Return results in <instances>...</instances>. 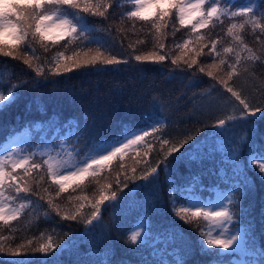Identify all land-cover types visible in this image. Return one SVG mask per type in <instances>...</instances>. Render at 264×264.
<instances>
[{"label": "trees", "instance_id": "1", "mask_svg": "<svg viewBox=\"0 0 264 264\" xmlns=\"http://www.w3.org/2000/svg\"><path fill=\"white\" fill-rule=\"evenodd\" d=\"M246 2L247 0H227V6H230L231 10L232 3L239 6ZM128 10H132L129 0H116L114 6L108 10V20L89 17V24L97 28H104L111 24L114 34H117L116 29H123V32L119 33L123 37L121 43L132 54L153 51L151 34L146 28L142 29L138 22L133 29L131 22L126 19L121 23L122 13ZM149 11L155 10L149 8ZM224 19L223 25L218 24L215 28L210 25L209 28L199 30V35L204 38L201 44L196 42L197 34L188 35L190 27H182L173 34L169 26L165 30L167 35L163 41L169 58L163 65L145 63L142 66L143 71L137 70L136 62L133 61L128 66L120 65L119 71L111 70L112 66H107L108 70H101L102 66L96 65L95 67H72L71 71H62L58 76L50 75L47 69L54 66L53 57L58 51H63L62 46L68 42L66 39H57L51 35L52 32L49 29L46 35L50 39L43 42L48 50L45 51L39 41L33 42L34 51L29 50V55L38 57L39 62L44 66L47 79L36 77L35 71L24 65L22 60L0 57V78L9 85L8 88L12 84L18 85L15 101L0 110V133L2 128L7 131L13 124H17L19 128H10V132L5 136L22 130L21 127L24 125H31V128L37 132L35 141L38 143L29 153H36L33 159L37 163H42V160L46 158L40 155L41 152H48L50 149L53 153L62 152V141L63 144L74 141L69 138V130L61 127L69 119H73L80 129L86 126V134L90 135V140H110L114 136L123 135L126 130L144 127L141 118L148 116L160 121L157 126L162 125V134L168 139H179L188 131L201 129L196 140L201 141L205 146L202 162H193L191 165L192 174L198 179L192 180L184 165H179V173L175 171L166 173L161 165L159 174L162 177L159 186L157 180L141 198L131 201L128 199L124 201V206L119 201L115 202L116 206L111 210L108 220L103 218L99 225L98 234L89 236L79 248L76 247L77 238L90 225L61 220L60 216L54 212L46 216L45 212L49 210L44 201L40 202L41 207H33L28 213L25 209L22 216L16 221H10L8 225H3L0 221V237L3 238L0 243H3L5 248L15 249L16 246L25 244L28 239H32L33 246H37L39 243L47 242V237L51 235L54 240L62 241L63 245L69 246V250L60 256L63 264H69L67 259L69 254L73 256V264L85 262L92 264L100 250L109 259L110 264H127L129 261L131 264H145V261L149 264H162L163 261L172 264L178 260H182L183 264H214L219 258L216 253L209 252L208 248L202 250L201 247V241L206 242V237H202L201 232H208L205 227L209 222L203 218L186 222L175 216L172 197L176 198L178 206L181 204L185 206L186 199L180 198L189 195L187 191H184L186 189H192L193 193L199 189L210 194L220 187L221 181L229 185L232 182L234 184L235 179L246 176L250 178L253 186L244 197L254 211L257 210L259 214L264 215V180L261 179L264 173H261L257 166L261 161L249 164L250 154L264 155V136L258 134L255 139H252L248 123L240 119H227L229 116L239 115L238 112L233 111L232 105L227 103L231 94L227 93L215 79L206 75L208 70H212L216 76L227 80V64L233 63L235 52H239L242 59L237 67L249 66L250 74L241 73L239 78L234 77L233 80L228 81V84L236 90H241L244 96H254L257 101L264 99L256 91L257 86L264 83V44L261 43L264 41V33H261L259 28L253 29L250 24L240 30L244 44L260 56V59L254 63L246 61L244 58L249 53L243 50L244 45L237 47L232 35L227 32L230 23H239L240 18L232 21ZM257 19L260 20L261 25H264V19L259 16ZM96 35L106 37V33L102 31L97 32ZM185 39L191 41L188 48L176 47L177 43L182 44ZM213 40L216 41L217 49L220 51L223 47L235 48V52L224 55L227 63L222 66L223 70L208 68V65L213 63L214 54H209ZM138 41H144V43H138ZM129 44L132 45L131 48L128 47ZM201 48V55L196 59L198 65L205 68V73L196 71V75L193 76L196 65L189 70L183 61H180V68L185 69L181 71L171 64L172 58L183 56L184 59H190L194 55L193 50ZM114 51H120L119 47ZM72 55L73 46L68 44L65 56ZM67 61L69 60H64L63 64ZM33 63L35 64L36 61ZM197 109L204 110L200 113ZM219 119L226 120L223 128L215 127ZM263 123L264 120L257 122L255 117V124L260 133H264ZM217 133L220 134L217 135ZM1 135L4 136L2 133ZM205 137L208 138L207 141L204 140ZM81 140L85 142L86 137L82 136ZM146 142L152 144L151 149L146 147ZM234 148H238L241 161L240 169L237 170H234L232 162ZM160 151L158 141L152 140L151 136L145 137L144 142L132 146L126 152L132 155L129 157V162L121 165L124 156L123 159L117 156L106 164V168L112 170L104 177L85 185L82 190L61 193L59 197H56V191L52 188L56 185L40 180L41 175L46 176L44 168L31 169V160L26 166L30 168L28 176L33 189L41 191L45 200L51 195L55 202L66 210H71L75 204L83 203L85 207L82 212L86 213L91 210L89 201L99 197L101 187L110 184L111 190H116L117 180L123 182L126 177H131L133 174L139 175L146 164L155 163ZM183 151L184 149H181V152ZM171 160L172 157H169V161ZM19 173L23 176V169H20ZM143 182L128 180V188H125L124 192ZM43 189L48 191L43 192ZM173 189H181V191H173ZM69 195L83 196L86 199L69 201L67 199ZM37 199L36 196L32 197L33 201ZM18 201L20 200L17 199ZM14 202L9 201L11 206ZM107 203L114 202L106 201L104 206ZM143 209L155 212L156 216L152 217V223L154 228L161 232L162 245L159 241L144 245L132 244L130 241L131 229L135 223L134 216ZM123 221L124 235L114 227V223ZM10 224L15 227L9 228ZM261 225L264 227V221ZM66 233L68 235H65ZM100 240L103 241L102 248L99 245ZM179 242H182L181 246ZM23 251L21 249L22 253ZM43 255L42 253L32 254L30 258L33 264L41 261ZM154 257L156 260L151 262ZM19 258L21 257H12L7 252L0 253V264H9L11 259Z\"/></svg>", "mask_w": 264, "mask_h": 264}, {"label": "snow or ice", "instance_id": "2", "mask_svg": "<svg viewBox=\"0 0 264 264\" xmlns=\"http://www.w3.org/2000/svg\"><path fill=\"white\" fill-rule=\"evenodd\" d=\"M129 2L132 5V10L122 13L121 23L126 19L131 22L133 29H135L138 22L141 24L142 29L146 28L147 32L151 34L153 51L132 54L121 43L123 37L119 33L123 32V29H116L117 34H114L111 24L104 28H97L89 24V17L108 20V10L114 6L116 0H0V57L22 60L24 65L35 71L36 77L47 79L44 66L39 62L38 57L29 55V50L34 51L32 49L33 42L39 41L44 50L47 51V46L43 42L50 39V37L46 35V32L48 29L58 28L62 30V35L57 39H66L68 43L62 46L63 51H58L53 57L54 66L47 69L48 74L58 76L62 71H71L72 67H95L96 65L102 66L101 70H108L107 66H112L111 70L119 71L120 65L128 66L133 61L136 62L137 70L143 71L142 66L145 63L163 65L169 58L163 42L167 35L165 30L169 26H171L173 34L182 27H190L188 35L197 34L195 37L196 42L201 44L204 38L199 35L200 29L209 28L210 25L212 28L217 27L218 24L223 25L225 23L224 18H227L228 21L240 18L239 23H230L227 32L232 35L233 42L237 47L244 45L243 50L249 53L244 58L246 61L254 63L260 59V56L253 53L244 44L240 30L250 24L253 29L259 28L260 32L264 33V25H261L260 20L257 19V16L264 19V0H247L245 4L239 6L232 3L231 10L230 6H227V0H129ZM149 8L155 9V11H149ZM99 31L106 33V37L97 36L96 33ZM138 43H144V41H138ZM190 43V40L185 39L182 44L177 43L176 47L186 49ZM261 43L264 44V41H261ZM68 44L73 46L71 57L65 56ZM118 47L120 51H114ZM128 47L131 48L132 45L129 44ZM193 51L194 55L190 59H184L183 56L172 58L171 64L184 71L185 69L180 68L179 63L183 61L189 70L193 69L194 65L197 66L196 70L193 71V76L196 75V71L205 73V68L199 66L196 59L201 55L202 48ZM233 52H235L233 47H223L222 51L218 50L217 43L213 40L209 53L214 54L213 63L208 65V68L223 70L222 66L227 63L224 55ZM66 59L72 61L71 67L63 64ZM241 59L240 53L235 52L234 62L227 64V80L216 76L212 70H208L206 75L215 79L217 83L226 89L227 93L231 94V98L227 103H230L233 111L238 112L239 115L229 116L227 119H240L248 123L251 137L255 139L258 134L264 136V133H260L255 124L257 114H259L261 120H264V99L257 101L254 96H244L241 90H236L228 84V81L233 80L234 77L239 78L241 73L250 74L249 66L237 67L241 63ZM34 61H36L35 64ZM17 87V84H12L6 92L0 90V110L15 101ZM256 91L264 97V83L258 85ZM141 120L145 125L144 127L126 130L123 135L114 136L110 140H85L86 147L89 143L90 147H87V151L83 155H81V150L78 148L66 154L59 151L53 153L51 149L48 152H41L40 155L46 157L42 160V163H37L33 159L36 155L35 152L20 155V149L11 148L10 144L5 145L3 149H0V152L3 153L0 154V221L3 222V225H8L10 221H16L24 214L29 203L39 208L42 206L40 202L44 201L49 210L45 212L46 216H50L54 212L57 216H60L61 220L83 222L85 225L95 226L101 220L102 206L105 205L106 201L124 202L130 198L132 189L124 192V189L128 188V180L145 181L147 183L140 185V187H147L148 184L157 182L161 165H163V170L166 173L172 171L179 173L181 163L188 169L189 177L192 180L198 179L197 176L192 174L191 165L193 162H202L204 158L205 146L201 141L196 140V136L201 129L188 131L179 139H168L162 134V125L157 126L160 124L159 120H154L148 116L142 117ZM225 124V119H219L215 127L223 128ZM61 127L69 130V138L73 139L77 145L81 143V137L87 132L86 126L84 129H80L73 119H69ZM219 134L217 133V135ZM149 136L160 144L159 158L155 160L154 164H146L139 175L133 174L131 177H126L123 182L117 180L116 190L114 191L111 190L112 186L110 184L101 187L99 197L89 201L91 208L89 212H82L85 207L83 203L75 204L71 210L63 209L51 195L45 200L42 192L34 190L31 185L28 176L30 168L26 166L29 165L30 160L32 161L31 169H45L51 183L57 186L56 197H59L61 193L66 192V189L70 187L69 181L75 179L82 182L88 176L96 177L104 167L102 162L111 161L117 156L123 159L128 149L134 145H140L141 142L145 141V137ZM207 139V137L204 138L205 141ZM19 141L20 137L17 136L12 143ZM63 143L62 141L61 144L63 145ZM146 147L151 149L152 144L146 142ZM181 149H184V151L181 152ZM238 152V148H234L232 151L234 170L240 169L241 166ZM175 153H179V155H174ZM169 157H172L171 161H169ZM256 161H261L257 166L259 171L264 173V155L250 154L249 164H254ZM18 168L23 169V176L20 173L13 174ZM261 179L264 180V175L261 176ZM40 180H45V176L41 175ZM252 186L250 178L241 176L234 180L233 191L227 197L221 196L214 200L204 201L197 198L192 189H186L184 191L189 193L188 197L185 198L187 206L183 204L178 206L176 198H171L175 216L186 222L203 218L219 230L215 234L212 230L207 233L201 232V236L206 237V242L201 241L202 250L204 248L220 250V253L217 254L219 258L215 260L214 264H227L224 254L231 257L238 254L247 256L258 253L261 257H264V250L255 249L251 221L247 225H243L239 220H235V223L240 226L232 230L229 228V225L234 223V217L237 215L230 208V205L235 206L239 202L236 194L239 193L240 197L246 196ZM79 187L80 185L77 184L76 188ZM75 190L74 188L73 191ZM47 191L48 189H43V192ZM173 191H181V189H173ZM196 191H199V189H196ZM33 196L38 197V199L33 201ZM17 199L28 203L21 202L18 206H11L9 201ZM67 199L69 201H81L86 198L69 195ZM110 206L115 207L116 204L113 203ZM143 231L141 227L132 232L130 236L132 244L144 243ZM65 235H68V233ZM2 239L0 237V240ZM63 247L62 241H56L49 235L47 242L39 243L37 246H33L32 239H28L25 244L16 246L15 249L12 247L5 248V245L0 243V253L7 252L12 257H21L11 259L9 264H33L30 257L35 253L44 254L42 264H63L60 259L63 254ZM21 249L24 250L23 253ZM252 249H255V252ZM127 264H131V262L129 261ZM145 264H149V262L145 261ZM162 264H168V262L163 261ZM176 264H183V261L178 260ZM240 264H249V262L241 260ZM251 264H256V262L252 261Z\"/></svg>", "mask_w": 264, "mask_h": 264}, {"label": "rangeland", "instance_id": "3", "mask_svg": "<svg viewBox=\"0 0 264 264\" xmlns=\"http://www.w3.org/2000/svg\"><path fill=\"white\" fill-rule=\"evenodd\" d=\"M53 30H54V32H58V31H59L58 28H53ZM64 64H67V65H69V67H71V65H72V61L69 60V61H67V62L64 63ZM203 110H204V109H197V111L200 112V113H202ZM9 144H10L11 148H15V146H16V143H12V141H11ZM9 144H8V145H9ZM9 150H10V149H9ZM219 197H221V196H219ZM219 197H218V198H219ZM223 197H227V196H223ZM212 231H213L214 234H215V233L218 232L219 230H218V229H215V227L212 225Z\"/></svg>", "mask_w": 264, "mask_h": 264}]
</instances>
